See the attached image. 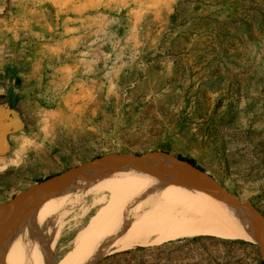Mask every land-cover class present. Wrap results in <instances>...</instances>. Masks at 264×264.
Masks as SVG:
<instances>
[{"label":"rangeland","instance_id":"1","mask_svg":"<svg viewBox=\"0 0 264 264\" xmlns=\"http://www.w3.org/2000/svg\"><path fill=\"white\" fill-rule=\"evenodd\" d=\"M13 114L0 154V264L28 262L15 263L13 240L29 210L91 169L31 247L38 264H63L113 193L141 196L147 183L134 170L98 183L93 173L132 166L196 170L174 188L218 196L211 178L259 227L244 217L253 239L182 237L93 264H264V0H0V123ZM118 155H149V165L106 158ZM47 176L60 178L37 188Z\"/></svg>","mask_w":264,"mask_h":264},{"label":"bare ground","instance_id":"2","mask_svg":"<svg viewBox=\"0 0 264 264\" xmlns=\"http://www.w3.org/2000/svg\"><path fill=\"white\" fill-rule=\"evenodd\" d=\"M166 159H168L167 162L170 161L169 158ZM182 163L187 164L178 161V166H182ZM131 170L136 171L137 176L147 182L141 196L139 193L138 196L134 195L136 187L127 192L113 193L112 199L98 208L89 225L80 232L75 238V242L63 255V264H93L109 253L140 247L149 248L155 242L170 241L182 237L195 238L213 235L229 239L248 240L254 238L242 222V218L245 217L244 219H248L256 227H259L258 219L251 210L243 209L238 206L239 204L229 203L225 194L213 196L209 195L210 193L192 191L183 195L174 188V184L179 179L192 181L193 173L190 175L186 172L180 176L177 175L178 173L173 174L172 171H162L163 169L159 170L155 167L147 166L145 169V167L132 166L125 170L122 169V171L119 169V171L106 174H93L98 179L96 180L98 183L106 177L111 178L116 174H124ZM195 172L197 171L195 170L194 174ZM91 173V169H88V172L80 176L81 178L75 179L62 191L59 188L57 191L55 186L45 190L37 205L29 210V216L22 225L20 238L13 240L15 263H17L16 261L24 263L28 261L26 264H38V259L33 256L34 248H31L36 237L43 233L51 222L50 220L58 214V210L62 208L63 200L70 195L75 181H85ZM171 177L173 184L164 183ZM260 223L263 226L260 228L264 230V219ZM251 227L254 228V226ZM21 255L28 256V260L23 259ZM41 256L42 254H40V258Z\"/></svg>","mask_w":264,"mask_h":264},{"label":"water","instance_id":"3","mask_svg":"<svg viewBox=\"0 0 264 264\" xmlns=\"http://www.w3.org/2000/svg\"><path fill=\"white\" fill-rule=\"evenodd\" d=\"M147 157H149V155H144V156H135V155H118V156H107L106 158H117V159H119L120 161H132V160H138V159H142L143 161H144V163L145 164H149V160H147ZM104 159V158H103ZM102 159H98V160H96L95 162H90L89 164H91V163H96V162H99V161H101ZM176 161H181V160H176ZM88 165V164H87ZM86 166V165H85ZM84 167V166H83ZM82 167V168H83ZM194 167V166H193ZM81 168V169H82ZM80 169V170H81ZM80 170H78V171H80ZM76 174V172H72V171H70V172H68V173H65V176L66 177H71V176H73V175H75ZM58 178H60L59 176H55V177H48V178H46V179H44L43 181H40L38 184H37V188H41V187H44L45 185H49L50 183H52V182H54L55 180H57ZM207 180H210L212 183H213V185L219 190V192H220V194H223L224 192H222L221 190H220V188L217 186V184H216V182L215 181H213L211 178H208ZM230 201L233 203V204H239V205H243V208H246L245 207V203H241L240 201H237V200H235V199H233V198H231L230 199ZM261 227H262V225H260ZM263 228V227H262ZM262 234H261V236H260V238L262 239Z\"/></svg>","mask_w":264,"mask_h":264},{"label":"trees","instance_id":"4","mask_svg":"<svg viewBox=\"0 0 264 264\" xmlns=\"http://www.w3.org/2000/svg\"><path fill=\"white\" fill-rule=\"evenodd\" d=\"M19 123L20 122H19L18 117L14 114L8 120L4 119L0 123V154L4 153L5 149H6V137H5L6 134L15 130L16 127L19 126ZM177 157L179 160H181L183 162H187L191 166L200 168L196 165L195 160L191 157L182 156V155H178ZM48 177H50V176H47L46 178H48ZM37 180L40 181V179H37Z\"/></svg>","mask_w":264,"mask_h":264}]
</instances>
